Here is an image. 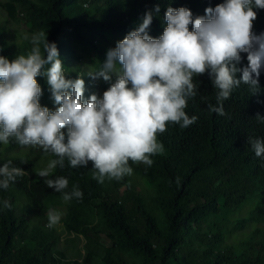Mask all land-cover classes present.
<instances>
[{"label":"trees","instance_id":"1","mask_svg":"<svg viewBox=\"0 0 264 264\" xmlns=\"http://www.w3.org/2000/svg\"><path fill=\"white\" fill-rule=\"evenodd\" d=\"M223 2L0 0V55L27 56L32 35L44 31L57 44L66 77L74 79L83 65L75 43L100 41L102 67L108 50L137 29L148 11L153 21L146 31L159 38L169 7H186L195 19ZM254 11L253 33L259 36L264 9ZM241 57L237 66L243 68L247 53ZM37 79L43 89L40 103L50 109L56 104L47 79ZM193 83L197 94L188 98L185 112L198 119L187 128L168 124L158 134L164 151L152 157L151 166L130 161L132 175L103 183L93 179L91 162L72 168L65 159L63 168L56 167L50 178H67L65 191L78 186L81 199L64 201L37 175L58 159L54 154L21 146L14 138L7 145L0 142V166L11 161L24 170L8 189L0 188V264H264V156L257 157L248 142L250 137L264 140V122L256 117H264V66L259 91L253 94L245 84L233 89L223 102V116L209 111V104L217 105L209 75L194 76ZM101 85L109 88L102 80ZM4 200L10 209L3 207ZM50 210L60 213L59 224L69 235L91 241L82 256L57 225L46 227Z\"/></svg>","mask_w":264,"mask_h":264},{"label":"clouds","instance_id":"2","mask_svg":"<svg viewBox=\"0 0 264 264\" xmlns=\"http://www.w3.org/2000/svg\"><path fill=\"white\" fill-rule=\"evenodd\" d=\"M254 8L264 9V0H224L195 19L186 7H169L159 38L146 31L153 21L148 11L137 29L108 50L102 67L88 73L104 81H112L115 74L102 98L92 94L85 99L84 79L66 77L57 44L48 40V33L32 35L27 56L10 60L0 55V142L7 145L14 138L21 146H38L58 157L37 175L66 202L81 199L83 193L78 186L65 191L69 186L65 177L50 178L58 165L65 166V159L72 168L91 162L93 179L100 183L132 175L130 161L151 166L152 157L164 151L158 134L170 123L187 128L198 119L185 112L188 98L197 94L194 76L209 75L217 89V105L209 104V111L221 116L233 89L245 84L253 94L259 91L264 34L253 33ZM241 53H247L248 60L243 68L237 66ZM237 73L242 75L238 78ZM41 75L58 105L54 111L40 103ZM256 117L264 122V117ZM248 142L257 157L264 156V140L250 137ZM11 164L0 166V188L8 189L24 175L22 168ZM2 203L12 207L7 200ZM47 215L46 227L60 223V213L50 210Z\"/></svg>","mask_w":264,"mask_h":264},{"label":"rangeland","instance_id":"3","mask_svg":"<svg viewBox=\"0 0 264 264\" xmlns=\"http://www.w3.org/2000/svg\"><path fill=\"white\" fill-rule=\"evenodd\" d=\"M102 43L99 41H95V43H82V42H77L75 43L76 49L79 54L82 56V71H78L74 74V79L82 77L85 81V92H84V97L85 99L90 98L92 94H96L98 97L102 98L103 92L107 90L103 85H101V88H98L97 82L98 81H104L103 78L100 79H92L88 73L92 71L98 70L100 67L101 63V58H100V51L97 49L99 45ZM116 79L115 74H113L112 81H104L108 86L110 87L111 83L114 82ZM58 105H54L50 110H55ZM67 131V129H65ZM32 147V146H30ZM32 148H38L37 147H32ZM58 229L61 230L63 238L68 241V245L75 244V249L73 252L83 255L86 249H88L89 246L92 245L91 241H88L83 235H79L80 237L76 238L75 234L72 233L69 235L67 230L62 224L57 225ZM74 241L72 242V240ZM93 242V241H92ZM94 242L97 244L99 242L98 238L94 239ZM94 243V244H95ZM105 246V244H103Z\"/></svg>","mask_w":264,"mask_h":264}]
</instances>
